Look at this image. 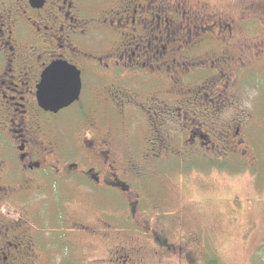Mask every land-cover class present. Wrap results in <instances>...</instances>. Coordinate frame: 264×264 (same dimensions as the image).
I'll return each instance as SVG.
<instances>
[{"label":"flooded vegetation","instance_id":"af4514ba","mask_svg":"<svg viewBox=\"0 0 264 264\" xmlns=\"http://www.w3.org/2000/svg\"><path fill=\"white\" fill-rule=\"evenodd\" d=\"M201 4L0 0V264H199L172 180L256 161L243 80L264 58L246 16Z\"/></svg>","mask_w":264,"mask_h":264},{"label":"rangeland","instance_id":"374dc122","mask_svg":"<svg viewBox=\"0 0 264 264\" xmlns=\"http://www.w3.org/2000/svg\"><path fill=\"white\" fill-rule=\"evenodd\" d=\"M192 1L209 4L212 9L223 12L222 16L226 19L235 22L242 15L246 16L247 32L261 33L264 37L263 31L258 28L261 29L259 23L263 25L264 17H260V13L252 9L251 5L254 3L257 8L264 9V0ZM235 33L239 34L240 31L236 30ZM250 68L243 80L244 86L251 98L256 96V89H259L256 96L259 101L254 100L255 108L252 107V115L248 120L251 134L246 138L248 144H252L256 161L250 166L234 161L224 169L214 170L207 168L204 163L190 166L183 163V166H179V172L176 170L177 175H183L182 179L172 180L175 196L188 205L187 220L194 226L192 229L196 228L194 233L188 232L187 235L197 237L196 245L201 252L197 258L199 264H204L208 259H216L220 264H264V90L260 88H264V58H260ZM172 173H175V167ZM172 173L170 177L175 176ZM78 198L85 199L81 196ZM119 202L99 199L97 203L109 211L110 208H116ZM71 203L72 209L80 204V209L90 211L89 201L72 200ZM59 235L62 233L57 234V238ZM62 247H59V251L63 256L74 255V250ZM74 249L78 252L79 246ZM102 250L97 257H106L105 247ZM94 255V252L86 250L82 258L89 263Z\"/></svg>","mask_w":264,"mask_h":264},{"label":"water","instance_id":"95a60500","mask_svg":"<svg viewBox=\"0 0 264 264\" xmlns=\"http://www.w3.org/2000/svg\"><path fill=\"white\" fill-rule=\"evenodd\" d=\"M68 102H65V103H60V104H52L51 106H56L57 108H61V107H64L67 105ZM41 106L42 107H45V108H49V104H44V103H41Z\"/></svg>","mask_w":264,"mask_h":264},{"label":"trees","instance_id":"16d2710c","mask_svg":"<svg viewBox=\"0 0 264 264\" xmlns=\"http://www.w3.org/2000/svg\"><path fill=\"white\" fill-rule=\"evenodd\" d=\"M204 264H220L216 259H208Z\"/></svg>","mask_w":264,"mask_h":264}]
</instances>
